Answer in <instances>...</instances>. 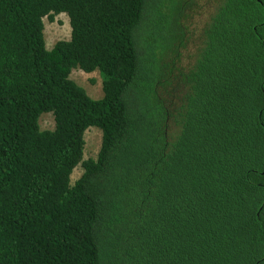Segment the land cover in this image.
Listing matches in <instances>:
<instances>
[{"label":"trees","instance_id":"16d2710c","mask_svg":"<svg viewBox=\"0 0 264 264\" xmlns=\"http://www.w3.org/2000/svg\"><path fill=\"white\" fill-rule=\"evenodd\" d=\"M169 3L0 0V264H264V0H217L188 67Z\"/></svg>","mask_w":264,"mask_h":264},{"label":"rangeland","instance_id":"374dc122","mask_svg":"<svg viewBox=\"0 0 264 264\" xmlns=\"http://www.w3.org/2000/svg\"><path fill=\"white\" fill-rule=\"evenodd\" d=\"M167 6L169 0H162ZM171 1V0H170ZM189 0H182L186 3ZM217 0H193L194 5L186 8V17L182 18L184 29L187 33L186 43L181 48L182 66L188 67L193 61V57L201 43V30L210 19L216 6ZM44 33L46 45L50 49L54 44L62 39L71 37L70 18L66 12L56 14L53 19L44 17ZM71 77L80 85L84 86L88 94L93 98H99L103 95L102 78L99 70L86 72L80 68H75ZM40 126L42 129H53L55 127V118L52 112L42 113L40 116ZM85 150L84 158H96L101 146L102 130L97 126L89 127L84 135ZM83 167L79 164L73 171L71 179L74 182L80 177Z\"/></svg>","mask_w":264,"mask_h":264}]
</instances>
